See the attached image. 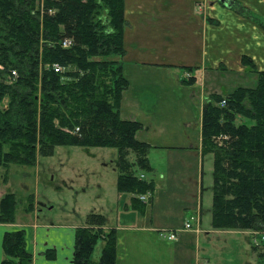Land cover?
I'll list each match as a JSON object with an SVG mask.
<instances>
[{
  "label": "trees",
  "instance_id": "16d2710c",
  "mask_svg": "<svg viewBox=\"0 0 264 264\" xmlns=\"http://www.w3.org/2000/svg\"><path fill=\"white\" fill-rule=\"evenodd\" d=\"M123 29V0H0V103L6 99L0 107L1 168L33 167L37 155L57 146L114 148L116 191L132 195L130 207L142 210L138 197L150 196L153 184L137 172H151L150 146L135 139L142 129L139 122L119 116L128 86L121 64ZM240 63L253 76L247 86L212 78L220 72L244 81L241 74L221 68L207 74L200 150L213 158L211 226L263 232L264 71L246 56ZM54 67L60 71L53 72ZM193 83V76L180 81L182 86ZM16 204L12 193L2 196L0 223L13 222ZM103 226L101 215L89 214L75 228L71 264H115V231ZM97 240L102 246L93 260ZM1 249L0 264L31 262L21 231L5 232ZM43 255L48 260L55 256L53 250Z\"/></svg>",
  "mask_w": 264,
  "mask_h": 264
},
{
  "label": "crops",
  "instance_id": "0c3cea01",
  "mask_svg": "<svg viewBox=\"0 0 264 264\" xmlns=\"http://www.w3.org/2000/svg\"><path fill=\"white\" fill-rule=\"evenodd\" d=\"M231 2L123 0L121 64L128 86L121 94L119 116L141 124L135 139L150 149L169 155L200 147L206 93L203 86H179L180 68H190L199 80L219 66L244 73L240 59L246 56L257 71H264V0ZM236 7L253 19L238 14ZM7 170H0V188L7 184ZM118 195L125 196L121 221L107 225L104 220L103 226L115 231V264H264V245L257 244L263 232L214 229L211 213L202 219L200 210L188 208H183L182 223H175L160 205L166 202L162 198L148 196L149 206L145 209L142 202L137 211L130 207L132 195ZM30 208L23 209V221L14 213L12 223H0V261L4 233L21 231L30 264H71L75 228L38 223L32 203ZM186 221L190 229L184 228ZM169 233L175 240L159 236ZM46 250L54 251L53 259L44 257Z\"/></svg>",
  "mask_w": 264,
  "mask_h": 264
},
{
  "label": "rangeland",
  "instance_id": "374dc122",
  "mask_svg": "<svg viewBox=\"0 0 264 264\" xmlns=\"http://www.w3.org/2000/svg\"><path fill=\"white\" fill-rule=\"evenodd\" d=\"M237 74L244 76V81H240L236 74L223 75L220 72L212 78L228 86H247L253 81L251 74ZM190 76L194 77L191 86H205L208 79L207 74L199 80V76L182 72L177 75L179 86H182V79ZM5 105L6 99L1 101L0 107ZM168 154L148 151V163L153 171L140 172V175L152 182L151 195L166 200L160 205L167 207V216L175 223H182L183 208L190 212L200 210L202 219H208L211 213L212 155L202 154L200 147ZM128 160L133 161V157L129 155ZM117 174L114 148L57 146L50 154L37 155L33 167L10 165L5 174L7 184H1L0 193H9L6 187L14 193L17 200L15 215L20 221L26 218L23 209L28 206L29 198L35 206L38 223L52 222L77 228L85 224L87 215L98 214L107 225H113L121 221L119 214L125 201V196H119L116 191ZM143 196L147 198L148 195ZM143 203L146 209L149 206L147 199ZM257 244L264 245V239H258ZM101 246L102 242L97 240L91 255L93 260L98 259Z\"/></svg>",
  "mask_w": 264,
  "mask_h": 264
},
{
  "label": "built area",
  "instance_id": "2783aa9c",
  "mask_svg": "<svg viewBox=\"0 0 264 264\" xmlns=\"http://www.w3.org/2000/svg\"><path fill=\"white\" fill-rule=\"evenodd\" d=\"M67 42L63 43V46H65ZM60 69L58 67H54L53 68V72H59ZM11 75L14 76V72H11ZM138 199L141 201V202H144L146 200L145 196H139ZM184 228L185 229H190V224L189 222H185L184 223ZM160 237L162 238H165L169 241H172V240H175V234L174 233H169V234H159Z\"/></svg>",
  "mask_w": 264,
  "mask_h": 264
},
{
  "label": "water",
  "instance_id": "95a60500",
  "mask_svg": "<svg viewBox=\"0 0 264 264\" xmlns=\"http://www.w3.org/2000/svg\"><path fill=\"white\" fill-rule=\"evenodd\" d=\"M219 1H221L222 2V0H219ZM224 1V0H223ZM225 3H227L229 6L232 4V2H231V0H225Z\"/></svg>",
  "mask_w": 264,
  "mask_h": 264
}]
</instances>
